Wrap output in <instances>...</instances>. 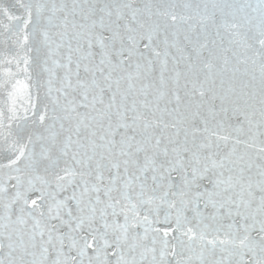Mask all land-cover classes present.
<instances>
[{
  "label": "snow or ice",
  "instance_id": "snow-or-ice-1",
  "mask_svg": "<svg viewBox=\"0 0 264 264\" xmlns=\"http://www.w3.org/2000/svg\"><path fill=\"white\" fill-rule=\"evenodd\" d=\"M0 264H264V0H0Z\"/></svg>",
  "mask_w": 264,
  "mask_h": 264
}]
</instances>
